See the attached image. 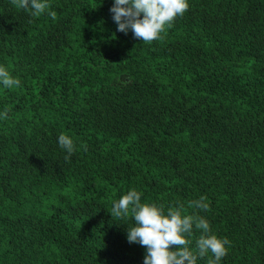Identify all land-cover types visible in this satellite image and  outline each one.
I'll list each match as a JSON object with an SVG mask.
<instances>
[{
    "label": "trees",
    "instance_id": "trees-1",
    "mask_svg": "<svg viewBox=\"0 0 264 264\" xmlns=\"http://www.w3.org/2000/svg\"><path fill=\"white\" fill-rule=\"evenodd\" d=\"M48 3L55 18L0 0L21 80L0 86V264H143L110 214L132 187L205 216L231 241L221 264H264V0H189L150 43L117 31L113 0Z\"/></svg>",
    "mask_w": 264,
    "mask_h": 264
},
{
    "label": "clouds",
    "instance_id": "clouds-1",
    "mask_svg": "<svg viewBox=\"0 0 264 264\" xmlns=\"http://www.w3.org/2000/svg\"><path fill=\"white\" fill-rule=\"evenodd\" d=\"M20 9L32 16L47 13L55 18L48 0H15ZM189 8V0H113L110 7L117 31L133 36L143 42L163 39V33L170 28L177 17L183 16ZM21 80L0 64V86L17 88ZM9 119V110L0 109V121ZM58 145L70 159L75 151L74 139L65 133L57 138ZM143 193L135 187L128 189L112 204V217H131L133 224L126 227V239L144 247L143 264H197L198 259L207 257V264H221L228 254L231 241L213 232L210 221L202 215L187 214L183 204L177 202L167 209L163 204L142 201ZM195 209L209 210L206 196L190 202ZM201 230L193 250L190 237L193 228ZM174 246V247H173ZM211 254V255H209Z\"/></svg>",
    "mask_w": 264,
    "mask_h": 264
}]
</instances>
